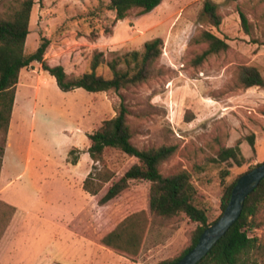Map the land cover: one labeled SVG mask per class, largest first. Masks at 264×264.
I'll return each instance as SVG.
<instances>
[{
  "label": "rangeland",
  "instance_id": "rangeland-1",
  "mask_svg": "<svg viewBox=\"0 0 264 264\" xmlns=\"http://www.w3.org/2000/svg\"><path fill=\"white\" fill-rule=\"evenodd\" d=\"M11 1L0 0V12L6 10ZM211 1L221 15L218 27L203 15L204 0H162L150 13L134 12L121 20L115 19L108 0H35L25 42L26 53L34 51L40 37L47 35L52 40L47 60L76 47L82 54L74 72L79 74L90 70L94 50H102L105 60H110L141 50L145 41L160 36L163 46L158 66L163 74L119 92H88L82 88L65 91L58 87L54 77L41 69L40 63L33 62L23 72L27 80L21 81L17 95V103L20 100L24 104L20 113L26 132L34 126L33 146H42L48 153L46 160L54 161L66 145H83L82 129L88 127L87 132H93L102 120L114 115V108L123 101L132 112L128 116L134 132L132 142L141 149L176 145V152L160 165L161 172L170 175L187 170L200 192L218 206L223 184L264 161V89L258 86L232 89L240 66H255L264 77V0ZM238 8L252 22L258 42H252V37L244 33ZM201 30H209L225 39L229 49L194 66L192 58L205 45H196L190 40ZM96 72L110 75L106 63ZM38 77H41L40 82ZM172 88L176 90L172 98L179 102L182 112L176 120L170 119L163 102ZM186 111L188 116L192 113L194 116L189 122L184 121ZM251 136L254 151L248 143ZM5 141L6 134L0 133V158ZM237 142L245 156L243 165L213 159L220 147ZM13 152L8 161L11 174L22 168L18 160L13 162ZM75 155H69V159ZM128 160L126 154L115 148L105 149L104 164L114 171ZM97 167L101 165L97 163ZM8 192L27 198L36 190L24 177L10 182ZM196 225L185 217L178 222L150 224L143 243L145 250L136 261L99 243L104 251H99L96 259L99 264H155L173 258L188 245V234ZM42 229L41 220L25 221L18 227L14 244L0 264H66L64 249L53 251L55 243L42 242ZM253 234L264 242V224ZM52 251L51 259L46 261Z\"/></svg>",
  "mask_w": 264,
  "mask_h": 264
},
{
  "label": "trees",
  "instance_id": "trees-1",
  "mask_svg": "<svg viewBox=\"0 0 264 264\" xmlns=\"http://www.w3.org/2000/svg\"><path fill=\"white\" fill-rule=\"evenodd\" d=\"M35 0H12L6 10L0 12V133L7 134L19 73L23 68L38 62L41 69L54 77L62 90L82 88L88 92H119L128 87L149 81L163 74L158 66L162 54L163 40L153 37L143 43L141 50H132L105 60L102 50H94L90 59V70L75 74L82 54L78 48L67 50L47 60L52 40L44 35L38 46L30 53L25 52L29 33V20ZM162 0H108V8L114 10L115 19L121 20L131 13L144 14L157 7ZM241 27L252 42H258L253 34V24L238 8ZM203 15L209 23L218 27L221 15L217 5L204 0ZM190 43L205 45L191 60L192 65H201L209 56L225 52L229 44L209 30H201L192 36ZM106 63L109 76H103L96 69ZM258 86L264 89V77L251 65L240 66L232 89ZM114 115L102 120L100 126L87 136L90 140L88 152L91 159L99 163L83 181V188L93 195L92 201L68 224V228L93 242L136 261L144 243L150 224L178 222L184 217L197 223L188 234V245L175 257L166 258L155 264H173L197 242L202 230L215 220L225 208L231 189L237 178L252 169L239 174L231 182L223 184L220 204L215 206L193 183L187 170L164 175L160 165L169 159L177 149L176 145H162L141 149L133 142V129L128 116L131 109L123 101L114 108ZM190 111V110H189ZM184 114V121H191L192 113ZM248 143L254 151L253 137ZM240 142L233 146H222L216 152V161L243 165L245 156ZM115 148L129 157L117 171L104 164L105 149ZM78 149H71L70 159L77 161ZM1 165V158H0ZM139 198L141 200L139 201ZM0 238L7 227L15 207L0 200ZM264 178L247 196L239 218L215 243L211 250L197 264H264V242L253 231L264 224Z\"/></svg>",
  "mask_w": 264,
  "mask_h": 264
},
{
  "label": "crops",
  "instance_id": "crops-1",
  "mask_svg": "<svg viewBox=\"0 0 264 264\" xmlns=\"http://www.w3.org/2000/svg\"><path fill=\"white\" fill-rule=\"evenodd\" d=\"M25 69H21L19 73L6 141L1 154L0 200L13 205L15 211L0 238V262L5 258L9 247L14 244L18 227L30 219L43 222L42 242L55 243L53 251L64 249L67 255L66 264H99L96 256L99 251H104L100 248L102 246L68 228V224L93 199V195L83 188L84 179L97 169V163L91 159L88 152L90 140L87 135L92 131L87 132L88 127H85L82 129L84 135H80L83 145L68 144L59 158L51 162L50 159L46 160L48 153L44 148L33 146L34 126L31 125L29 132H26L20 113L24 104L20 100L17 103L18 86L27 80V77L23 76ZM37 80L40 82L41 77ZM175 91L173 88L168 90L163 102L168 107L170 119L176 120L177 117L178 119L181 117L182 112L179 102L172 98ZM85 114L86 111L83 114L84 118L87 116ZM73 148L79 150L75 163L69 159V151ZM13 150L15 155L12 157L13 162L16 163L18 160L22 164L21 170L15 174H11L8 168L10 153ZM24 177L27 183L35 187L34 195L26 198L25 195L8 192L10 182ZM144 250L143 245L140 255ZM53 251L46 261L51 259Z\"/></svg>",
  "mask_w": 264,
  "mask_h": 264
},
{
  "label": "water",
  "instance_id": "water-1",
  "mask_svg": "<svg viewBox=\"0 0 264 264\" xmlns=\"http://www.w3.org/2000/svg\"><path fill=\"white\" fill-rule=\"evenodd\" d=\"M264 178V161L241 174L221 214L200 233L196 244L173 264H197L239 218L245 199Z\"/></svg>",
  "mask_w": 264,
  "mask_h": 264
}]
</instances>
